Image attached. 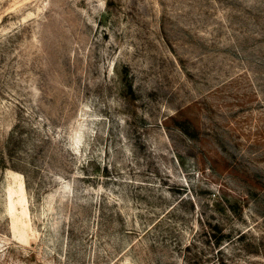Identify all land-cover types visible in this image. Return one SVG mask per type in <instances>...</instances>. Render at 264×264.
<instances>
[{"label": "rangeland", "instance_id": "obj_1", "mask_svg": "<svg viewBox=\"0 0 264 264\" xmlns=\"http://www.w3.org/2000/svg\"><path fill=\"white\" fill-rule=\"evenodd\" d=\"M0 264H264V0H0Z\"/></svg>", "mask_w": 264, "mask_h": 264}, {"label": "bare ground", "instance_id": "obj_2", "mask_svg": "<svg viewBox=\"0 0 264 264\" xmlns=\"http://www.w3.org/2000/svg\"><path fill=\"white\" fill-rule=\"evenodd\" d=\"M24 188H25V186H24ZM20 204H21L22 206H24V207H26L27 204H28L27 201H26L25 190H24V191L22 192V194H21ZM25 210L28 211L27 208H25Z\"/></svg>", "mask_w": 264, "mask_h": 264}]
</instances>
